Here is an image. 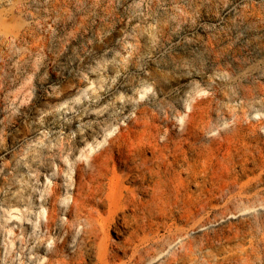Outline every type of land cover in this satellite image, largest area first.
<instances>
[{"label": "rangeland", "instance_id": "1", "mask_svg": "<svg viewBox=\"0 0 264 264\" xmlns=\"http://www.w3.org/2000/svg\"><path fill=\"white\" fill-rule=\"evenodd\" d=\"M101 153L143 203L85 207L81 264H264V0H0V264L46 260Z\"/></svg>", "mask_w": 264, "mask_h": 264}, {"label": "bare ground", "instance_id": "2", "mask_svg": "<svg viewBox=\"0 0 264 264\" xmlns=\"http://www.w3.org/2000/svg\"><path fill=\"white\" fill-rule=\"evenodd\" d=\"M102 154L103 153H101L99 156L92 157V159L89 162L91 169L89 168V171L87 170L89 173L87 172L88 174L85 177H84L85 172L83 170L84 166L82 167V173H81L82 178L80 177V180L77 186L75 187L73 201L69 206L68 219L66 220L65 223H63V230L67 231V233L63 236V239L61 241L55 240L54 246L51 248V251L46 256V260L42 264H81L80 261L76 260V258L72 254H69V252L67 253L66 248H67V242H68L69 231L71 226L75 224V222L78 219L81 218L83 210H85V207H87L88 205L90 209H94L93 204L96 206H101L102 204L107 203L108 205L107 216H103L100 210H97L96 208H95L96 211L95 213L92 212V210L90 211L88 209V212L90 214L89 217L90 216L92 217V219L89 218L90 220L89 222L93 226L92 229L91 228L89 229V231L92 234V233H96V230L98 229L97 224H100L101 228L104 231H106V228H109L110 225L114 222L115 214L118 211L127 208L129 205L134 206L137 205L138 203H143L141 201L142 199L140 198L139 200L137 196L136 186H129L128 184L125 185L123 183L122 178L119 177L116 171H114V175L108 178V182L101 181L102 176L104 175V173H101V170L103 171V165L105 164L104 161L99 162L100 161L99 159L101 158ZM156 156H157L156 159H158L156 166L148 165L147 167L142 168L140 173L138 174L143 180L147 178L148 173L154 174L156 172H160L161 170L160 160L163 161V159L162 156L160 155H156ZM194 172L195 171L192 167L189 175L190 179L196 176ZM128 175L130 176V174ZM151 185H152V189L155 192L153 203H155L157 207H160L161 206L160 204H162V190L160 189V187L162 186V180L160 178H157L154 180V182ZM105 187L107 188L106 190ZM52 203L54 202L52 201ZM55 207L56 206H54L51 209V212L49 213L50 221L46 224L49 234H51V230H52L51 221L54 219V212L56 210ZM107 240H108L107 242L105 240V242L99 245V250H98V256L102 261L103 260L105 261V264H109L107 258L109 259L111 255H115L114 254L115 252L113 250V243L111 242V240H109V238H107ZM145 252L147 253L146 250ZM145 262L146 261H144L143 254L139 253L138 255L136 254L134 260L132 259V261H130L129 263L145 264ZM129 263L123 261L121 264H129Z\"/></svg>", "mask_w": 264, "mask_h": 264}]
</instances>
